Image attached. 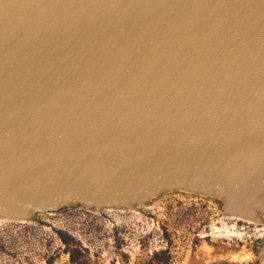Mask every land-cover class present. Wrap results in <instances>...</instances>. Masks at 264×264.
<instances>
[{
  "label": "water",
  "instance_id": "obj_1",
  "mask_svg": "<svg viewBox=\"0 0 264 264\" xmlns=\"http://www.w3.org/2000/svg\"><path fill=\"white\" fill-rule=\"evenodd\" d=\"M172 191L264 225V0H0V217Z\"/></svg>",
  "mask_w": 264,
  "mask_h": 264
},
{
  "label": "rangeland",
  "instance_id": "obj_2",
  "mask_svg": "<svg viewBox=\"0 0 264 264\" xmlns=\"http://www.w3.org/2000/svg\"><path fill=\"white\" fill-rule=\"evenodd\" d=\"M0 264H264V225L185 191L138 209L65 206L31 221L0 217Z\"/></svg>",
  "mask_w": 264,
  "mask_h": 264
},
{
  "label": "bare ground",
  "instance_id": "obj_3",
  "mask_svg": "<svg viewBox=\"0 0 264 264\" xmlns=\"http://www.w3.org/2000/svg\"><path fill=\"white\" fill-rule=\"evenodd\" d=\"M247 221V220H246ZM250 222H252V221H250Z\"/></svg>",
  "mask_w": 264,
  "mask_h": 264
}]
</instances>
